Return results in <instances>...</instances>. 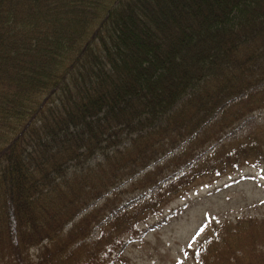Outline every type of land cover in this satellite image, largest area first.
Listing matches in <instances>:
<instances>
[{
  "label": "trees",
  "instance_id": "1",
  "mask_svg": "<svg viewBox=\"0 0 264 264\" xmlns=\"http://www.w3.org/2000/svg\"><path fill=\"white\" fill-rule=\"evenodd\" d=\"M263 108L264 0H0V264H108L130 213L91 244L104 208L66 226L188 139L167 164L220 147L161 195L264 165V126L222 143ZM194 260L264 264V218L216 226Z\"/></svg>",
  "mask_w": 264,
  "mask_h": 264
},
{
  "label": "rangeland",
  "instance_id": "2",
  "mask_svg": "<svg viewBox=\"0 0 264 264\" xmlns=\"http://www.w3.org/2000/svg\"><path fill=\"white\" fill-rule=\"evenodd\" d=\"M156 12L161 19L170 20L176 16L168 7L159 5H156ZM255 125L264 126V108L243 118L229 130L226 141L238 138L242 142L243 137L255 134ZM181 172L179 170L176 176ZM146 195L136 192L125 195L122 205L129 207ZM237 216H264V170L244 167L183 191L163 208L161 216H150L152 219L144 223L142 236L128 248L123 264H189L188 253L196 242L213 225Z\"/></svg>",
  "mask_w": 264,
  "mask_h": 264
},
{
  "label": "bare ground",
  "instance_id": "3",
  "mask_svg": "<svg viewBox=\"0 0 264 264\" xmlns=\"http://www.w3.org/2000/svg\"><path fill=\"white\" fill-rule=\"evenodd\" d=\"M101 199L106 200V195L103 194V195L101 196Z\"/></svg>",
  "mask_w": 264,
  "mask_h": 264
}]
</instances>
